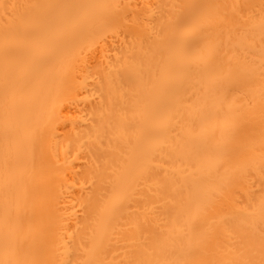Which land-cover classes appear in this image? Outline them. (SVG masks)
Listing matches in <instances>:
<instances>
[{
  "label": "bare ground",
  "instance_id": "6f19581e",
  "mask_svg": "<svg viewBox=\"0 0 264 264\" xmlns=\"http://www.w3.org/2000/svg\"><path fill=\"white\" fill-rule=\"evenodd\" d=\"M0 264H264V0H0Z\"/></svg>",
  "mask_w": 264,
  "mask_h": 264
}]
</instances>
